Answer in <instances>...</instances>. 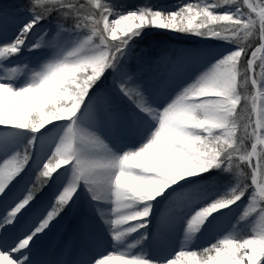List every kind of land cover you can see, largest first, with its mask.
Listing matches in <instances>:
<instances>
[{
    "label": "snow or ice",
    "instance_id": "obj_1",
    "mask_svg": "<svg viewBox=\"0 0 264 264\" xmlns=\"http://www.w3.org/2000/svg\"><path fill=\"white\" fill-rule=\"evenodd\" d=\"M151 30L211 46L175 56L138 48ZM217 41L229 49L216 51ZM258 53L264 0H200L175 11H122L113 0L0 5V264H264ZM105 129L138 139L113 146ZM81 193L77 235L93 239L95 218L111 251H73L72 241L39 249L55 221L78 211ZM240 205L244 236L230 220ZM206 236L214 242L198 247Z\"/></svg>",
    "mask_w": 264,
    "mask_h": 264
},
{
    "label": "rangeland",
    "instance_id": "obj_2",
    "mask_svg": "<svg viewBox=\"0 0 264 264\" xmlns=\"http://www.w3.org/2000/svg\"><path fill=\"white\" fill-rule=\"evenodd\" d=\"M198 2H200V0H153V6L152 7L155 9H164V7H167V5H170L169 7H172V8L168 9V11H175L177 9V7L182 5V4H185V3H194L195 4ZM208 2L215 3L216 0H208ZM136 3H137V1H125V2L118 4V7L122 11L134 10L137 7H140V5H137ZM144 3H147V2H144ZM222 10H224L223 7L221 9H217V11H222ZM114 18L115 17H110V19H114ZM14 28H15V26L13 24L9 23L8 29L13 30ZM153 32L162 33L164 35L163 36L164 41L161 42V41H156L154 39H149L147 41V43H143V45H145V47H150L153 52L163 50L169 56H175L179 49H184L187 47L192 48V47L196 46V48H206V47L211 46L206 41H204L203 39H201L199 37L175 33V32L166 31V30H151V31H148L145 34V36H149ZM83 34H85V33H82V35ZM146 39H148V38H146ZM144 40H145V37H144ZM219 47H230V46L227 44H224L222 41H217L216 46H215V50L218 49ZM260 55H264V53H258L257 54L258 57ZM259 63H260V61L257 58V65H259ZM257 72H259V67H257ZM106 130L107 129H105L102 134L106 138V140L109 142V144L119 147L120 145H119L118 140L120 138L123 140L125 138L124 137L125 135L120 134V136L117 135V137H115V138H110L109 135L107 134ZM247 147H248V144H247ZM248 149L250 150V146L248 147ZM246 182H250V180L246 181ZM242 208H243V205H240V207H238V208H234V212H233L230 220H231L232 224H237L236 234L244 236V235H247V233L250 231V226L244 221H240L238 223V219H239L240 213L242 211ZM79 219H80V214H78V212L75 211V212L66 213L65 215L60 217L57 221H55L54 222L55 225L53 228H54V230L56 229L58 231V233H57L58 238H56V239H58L60 241V240H62V238H64L66 240V239H68L67 237H69V236H71L72 240H74L75 238H79V236L77 235ZM93 227H95V226L91 224L90 230H92L91 231V233H93L92 236H95V234H96L95 232L97 230L100 233L102 240L104 242H107V241L109 242V237H108V234L106 233L105 226H102V225L97 226L96 230ZM209 243H211V242H206V241L198 242L197 246L198 247H204V246H207Z\"/></svg>",
    "mask_w": 264,
    "mask_h": 264
},
{
    "label": "bare ground",
    "instance_id": "obj_3",
    "mask_svg": "<svg viewBox=\"0 0 264 264\" xmlns=\"http://www.w3.org/2000/svg\"><path fill=\"white\" fill-rule=\"evenodd\" d=\"M170 5H167V7H164L165 10H168L172 7H169ZM9 33H11L13 30H9ZM39 31V30H38ZM195 47H187V48H184V49H195ZM229 47H219L218 49H216V51L218 52H222V51H226L228 50ZM22 61H28L27 62H31L32 64H35V61H36V56L33 57L28 54H25V56L21 57L20 58ZM107 134L109 135L110 138H115L117 137V135L120 136V134H123L125 135L124 139L122 140L121 138L118 140L119 141V145L122 146L124 144H129V143H133L135 142L138 138L136 136H134L132 133H129L127 131H123V130H112V129H107ZM55 133L53 132L49 137H48V140L46 141V144H45V148H44V151L45 152H48L49 150H54V144H51V141L54 137ZM127 137V138H126ZM33 163H35V158H33ZM66 176L68 178H70L71 176V172L70 170L66 173ZM66 183V181H65ZM85 195L84 193H81L79 198H78V205L76 206L78 211V214H80V216L83 214V209H84V205H85ZM105 211L107 212V208L105 209ZM114 218V217H113ZM92 225H94L95 229L97 228V226H100L101 223L96 220L95 218L92 219ZM54 223L53 225L51 226L50 230H48L44 235L40 236L39 239L37 240V247L39 249H50L51 246H55V250L58 252L60 250V248H62L66 242H69V241H72L73 242V245H74V248H73V251H77V250H85L87 249V251L89 252V254H94L96 252H103V251H108L110 252L111 251V247H110V244L109 242H104L102 240V237L98 234L95 236H92L93 239L91 240H88V239H84V238H81L79 239V244L77 243H74L75 241L72 240V238H69L68 240L66 239L65 241L62 240V241H59L57 237V233L58 231L55 229L54 230ZM232 229L230 228V226L228 224L225 225L224 227V232L225 234L228 232V231H231ZM203 241H206V242H214V237L213 236H206V237H203L200 239L199 242H203ZM69 259H71L72 257L69 256L68 257Z\"/></svg>",
    "mask_w": 264,
    "mask_h": 264
},
{
    "label": "trees",
    "instance_id": "obj_4",
    "mask_svg": "<svg viewBox=\"0 0 264 264\" xmlns=\"http://www.w3.org/2000/svg\"><path fill=\"white\" fill-rule=\"evenodd\" d=\"M125 1H137V5H140V7H143V6H153V0H113V2L118 5L122 2H125ZM144 2H147V3H144ZM27 3V0H0V5H3L5 8L9 9L10 11H14L17 6H21V5H24ZM181 34V33H180ZM163 34L162 33H155L153 32L151 35L149 36H144L145 37V40L143 38V40L139 41L138 43V48L139 47H145V45H143V43H147V41L149 39H154L156 41H164L163 39ZM148 38V39H146ZM254 45L256 44V41H255V38H253V40L251 41ZM243 67V65H242ZM245 94H248L249 92H252L253 89H251L250 87L249 88H246L243 90ZM246 144H248V147L251 145V141H247ZM245 171L247 172L248 169L245 168Z\"/></svg>",
    "mask_w": 264,
    "mask_h": 264
}]
</instances>
